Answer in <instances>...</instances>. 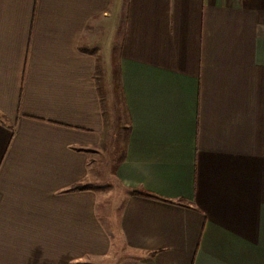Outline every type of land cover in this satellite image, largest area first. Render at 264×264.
I'll use <instances>...</instances> for the list:
<instances>
[{"label":"crops","instance_id":"crops-1","mask_svg":"<svg viewBox=\"0 0 264 264\" xmlns=\"http://www.w3.org/2000/svg\"><path fill=\"white\" fill-rule=\"evenodd\" d=\"M97 261L264 264V0H0V264Z\"/></svg>","mask_w":264,"mask_h":264},{"label":"rangeland","instance_id":"rangeland-1","mask_svg":"<svg viewBox=\"0 0 264 264\" xmlns=\"http://www.w3.org/2000/svg\"><path fill=\"white\" fill-rule=\"evenodd\" d=\"M113 75V74H111ZM124 115L125 113H122ZM126 123V118H123L122 122L117 119V126ZM114 142L117 145V152H110L111 145H108L107 154L101 153V157L93 156L94 163L91 166V183L88 185L92 187L99 195V204L103 205L100 209V214L107 224L108 228L113 230L116 237L118 235L117 229V214L119 212V205L122 201L123 188L113 175L111 165L122 154V145L127 135V129H123L118 126L114 128L115 132ZM112 140V137H111ZM113 154V156H111ZM105 155V156H104ZM105 209H104V208ZM118 243V240H117ZM94 264H106L102 261H97Z\"/></svg>","mask_w":264,"mask_h":264},{"label":"trees","instance_id":"trees-1","mask_svg":"<svg viewBox=\"0 0 264 264\" xmlns=\"http://www.w3.org/2000/svg\"><path fill=\"white\" fill-rule=\"evenodd\" d=\"M138 194H140V195H144V196H151V195L146 194V193H138Z\"/></svg>","mask_w":264,"mask_h":264}]
</instances>
